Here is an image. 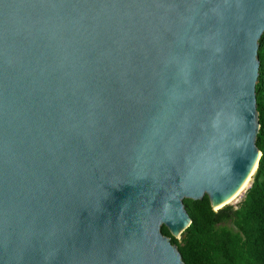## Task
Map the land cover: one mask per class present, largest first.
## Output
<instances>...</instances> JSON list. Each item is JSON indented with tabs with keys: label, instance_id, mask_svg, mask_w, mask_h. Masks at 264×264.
<instances>
[{
	"label": "water",
	"instance_id": "water-1",
	"mask_svg": "<svg viewBox=\"0 0 264 264\" xmlns=\"http://www.w3.org/2000/svg\"><path fill=\"white\" fill-rule=\"evenodd\" d=\"M264 0H0V264H184L186 199L262 152Z\"/></svg>",
	"mask_w": 264,
	"mask_h": 264
},
{
	"label": "trees",
	"instance_id": "trees-1",
	"mask_svg": "<svg viewBox=\"0 0 264 264\" xmlns=\"http://www.w3.org/2000/svg\"><path fill=\"white\" fill-rule=\"evenodd\" d=\"M260 70L256 85L260 128L257 146L259 166L244 198L215 210L210 197L186 199L192 219L180 241L167 226L169 236L181 251L184 264H264V34L259 48Z\"/></svg>",
	"mask_w": 264,
	"mask_h": 264
},
{
	"label": "bare ground",
	"instance_id": "bare-ground-1",
	"mask_svg": "<svg viewBox=\"0 0 264 264\" xmlns=\"http://www.w3.org/2000/svg\"><path fill=\"white\" fill-rule=\"evenodd\" d=\"M255 172H256V166H255L253 172L251 173L250 177L248 178L247 182L245 183V185L241 188V189H243V190L241 191V189H240L238 193H236L234 196H232L230 199H228L226 202H224V203H223L222 205H220L219 207H221V206H223V205H225V204H227V203H230V202H231L232 200H234L237 196H239V194H241L246 188H248V186L250 185L251 178L253 177V175L255 174Z\"/></svg>",
	"mask_w": 264,
	"mask_h": 264
},
{
	"label": "rangeland",
	"instance_id": "rangeland-1",
	"mask_svg": "<svg viewBox=\"0 0 264 264\" xmlns=\"http://www.w3.org/2000/svg\"><path fill=\"white\" fill-rule=\"evenodd\" d=\"M252 180H253V177L251 178L250 185H251V183H252ZM250 185H249V186H250ZM249 186H248V188H249ZM248 188H246L241 194H239V196H237V197H236L234 200H232L230 203H231V204H236V203L240 202V201L244 198L245 193H246V191H247Z\"/></svg>",
	"mask_w": 264,
	"mask_h": 264
},
{
	"label": "snow or ice",
	"instance_id": "snow-or-ice-1",
	"mask_svg": "<svg viewBox=\"0 0 264 264\" xmlns=\"http://www.w3.org/2000/svg\"><path fill=\"white\" fill-rule=\"evenodd\" d=\"M243 189H241V191H242Z\"/></svg>",
	"mask_w": 264,
	"mask_h": 264
}]
</instances>
